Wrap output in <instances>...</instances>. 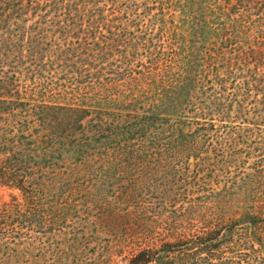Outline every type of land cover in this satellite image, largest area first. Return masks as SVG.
I'll return each mask as SVG.
<instances>
[{"label":"trees","instance_id":"16d2710c","mask_svg":"<svg viewBox=\"0 0 264 264\" xmlns=\"http://www.w3.org/2000/svg\"><path fill=\"white\" fill-rule=\"evenodd\" d=\"M113 59L101 106L125 100L106 92L130 75L135 93L101 130L131 121L136 137L107 147L101 167L150 178L133 185L147 194L104 215L113 248L89 255L69 246L79 230L52 246L77 211L60 195L73 164L56 141L46 165L50 140L29 134V117L87 111L68 103L84 67ZM0 119L17 125L0 130V264H264V0H0ZM108 218L139 231L119 235Z\"/></svg>","mask_w":264,"mask_h":264},{"label":"rangeland","instance_id":"374dc122","mask_svg":"<svg viewBox=\"0 0 264 264\" xmlns=\"http://www.w3.org/2000/svg\"><path fill=\"white\" fill-rule=\"evenodd\" d=\"M108 30L107 27H103L101 30L97 28L96 31L105 35ZM138 30L139 29L135 28H127V31L130 33L128 37L134 38L133 34L134 32H138ZM120 33L123 32L120 31ZM82 38L85 39V37ZM97 38L101 40V34L97 35ZM136 62L137 61H135V64ZM102 65H104L103 68L105 70L101 71L100 65V69L96 70L99 71V73L91 70L88 66L84 67V70L87 71L83 72L85 76H88V78L92 76L93 79L86 78L85 80H88V82L85 81L86 83L83 84V87H80V90H74L75 92L72 93L73 100L68 102L74 104V106L79 105L86 107L87 111H76L65 114L56 110H43L41 111L40 117L36 115L29 117L33 125L28 128L29 134L39 133L49 138L51 148L46 151L47 166L52 163L54 156H56L55 151L52 150L53 143L55 144L56 141H60L70 148L69 157H71L73 169L69 174V182L60 187L62 190L60 195L64 196L68 194L71 198V203L77 206V211L73 213V218L70 220L71 228L64 231V235L54 238L52 240V246H62V238L69 239L71 238L70 231L79 230L82 233L79 237L76 236L78 241L70 243L69 246H87L86 251L89 255L94 254L97 248H99L100 252L104 251L103 248H113V243L107 242L101 236L104 227H106L103 222L104 215H117V211L120 212L119 210L121 208L125 209L128 207V198H137L139 195L144 196L147 194L142 190L136 191L137 188L135 189L133 185L145 181L147 183V179L150 178L149 175L140 173V170H135L136 168L133 169L130 165H119L118 168L109 170L102 169L101 167V153H103L107 147H118V145L122 144L127 139L136 137V135H133L134 132H136L134 130L135 124L131 121H118L115 122L116 124H120L117 125V127H114L116 124L112 123L115 124L112 126L113 129L110 128L111 130L106 131V128H104L101 130V125H104L108 120L110 122L118 119L119 111L117 109L121 104L132 102L128 99V96L135 93V90L125 83L129 82V80L132 81L134 77H136L135 75H130L123 81H120L123 85L112 88L106 92V94H111L119 90L125 93V100L118 101L108 106H101V99L99 98H101V90L105 88V82L109 78L108 74L112 72V70L118 69L120 66L117 65L116 59L110 60L108 63ZM93 74H95L94 77ZM101 83L103 85L102 87ZM149 83L150 81L148 79L143 80L142 90L138 89L141 92V100H144V102H149L152 99L151 96L153 92L148 86ZM55 88V85H53L47 90ZM50 100L52 102H61V99L58 97H52ZM107 108L109 109L107 110ZM109 112L112 113L109 114ZM37 119H40L43 123L37 122ZM3 120L4 119H0V130L4 129L9 133L13 128L17 127L15 123ZM64 137H66V139H63ZM130 157L131 156H127L128 159H130ZM0 195H2L0 196L1 201L9 200L8 192L2 191ZM151 197H155V195ZM133 201L129 204L132 205ZM113 203H118V206L115 207L118 208V210L106 208L107 204ZM133 209L134 208H129L126 210ZM110 224L113 226L110 229L119 235L127 233L135 234L139 231L137 227L138 220L135 221V225H133L125 220V218L123 220L118 219L117 224L112 223L111 219H109V225ZM37 247L39 246H33V248ZM122 253L126 254L124 251H122ZM121 260L122 258L119 257L114 258L115 262L123 264ZM71 261L72 255L68 259V262Z\"/></svg>","mask_w":264,"mask_h":264}]
</instances>
